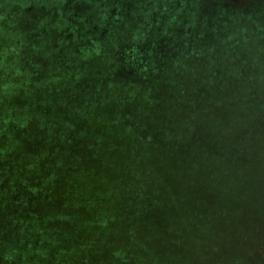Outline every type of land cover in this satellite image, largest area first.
I'll use <instances>...</instances> for the list:
<instances>
[{"label": "trees", "instance_id": "trees-1", "mask_svg": "<svg viewBox=\"0 0 264 264\" xmlns=\"http://www.w3.org/2000/svg\"><path fill=\"white\" fill-rule=\"evenodd\" d=\"M262 9L260 20L264 21ZM245 15L250 21V12ZM116 54L113 48L106 56ZM80 55L79 68L84 71L90 60ZM261 60L258 66L240 67L243 73L238 84L242 87L239 92L230 91L241 118L229 124L236 128V137L224 132V139L217 143L198 137L187 116L195 110L177 114L166 123L148 114L142 124L118 123L111 151L95 135L104 122L92 119L100 108L94 94L105 78L91 75L83 82L87 86L81 94L83 84L75 78L69 77L68 82L67 77L51 72L39 76L30 69L20 75L7 73V91L0 92V177L15 182L10 189L15 192L0 190L4 202L0 217L2 213L8 220L15 215L9 226L18 229V239H27L34 254L44 251L45 260L49 253H61L60 264H123L115 253L173 251L181 245L178 240L187 242L180 235L210 229L215 234L236 218L241 228L252 229L250 233L260 231L264 225L255 229L249 221L264 219ZM213 72L207 81L216 82L218 73ZM139 77L144 80L145 74ZM194 77H187L193 84L183 85V90L194 91ZM13 93H19L18 99L8 102ZM191 94L181 95L186 104L193 101ZM21 120L27 135L17 125ZM103 147L105 152L100 151ZM227 165L234 171L225 170ZM225 176L230 180L224 185ZM12 203L17 206L15 212ZM191 254L182 263H207L201 254ZM174 257L170 254L167 260L177 263ZM145 263L161 264L157 255Z\"/></svg>", "mask_w": 264, "mask_h": 264}, {"label": "rangeland", "instance_id": "rangeland-1", "mask_svg": "<svg viewBox=\"0 0 264 264\" xmlns=\"http://www.w3.org/2000/svg\"><path fill=\"white\" fill-rule=\"evenodd\" d=\"M262 8L264 0H0V92L7 91V73L20 75L29 69L35 75L51 72L56 77H67L68 82L71 77L82 84L93 74L105 78L106 83L98 85L94 94L100 108L92 119L104 122L95 135L109 151L118 123L142 124L148 114L166 123L177 114L195 110V114L187 116L198 137L215 143L224 139V132L236 137V128L229 124L241 118L235 110L237 101L229 97L230 91L239 92L242 87L238 84V76L243 73L240 67H255L264 59ZM247 12L250 21L245 20ZM163 47L165 50H161ZM113 48L117 54L106 56ZM81 52L90 60L84 71L79 68ZM192 67L193 71H189ZM211 71L218 73L216 82L206 80ZM141 74L147 80H139ZM194 75V91L183 90V85L193 84L187 77ZM85 86L78 89L81 94ZM189 92L193 101L186 104L181 95ZM18 94L9 95L8 102L16 101ZM17 123L22 134L27 135L22 120ZM15 124L13 121L12 127ZM73 124L70 121L75 129ZM100 151L105 152L104 147ZM228 168L224 169L232 170ZM155 174L160 176L157 169ZM0 179V190L15 192L10 190L15 188V182ZM229 180L225 176L224 185ZM3 205L0 200V209ZM13 208L15 212V203ZM1 215L0 264L62 262L59 252L49 253L47 260L44 251L34 254L28 240L18 239V229L9 226L16 216L7 220ZM238 220L224 224V231H213L215 234L210 229L180 235L187 242L178 240L181 245L173 251L114 255L123 264H144L151 255H157L161 264H188L182 263L183 257L194 252L201 254L199 257L207 262L204 264H264V228L260 227L264 219L249 221L255 229L260 227L254 234L250 233L252 229L241 228ZM170 254L176 256L177 263L167 260Z\"/></svg>", "mask_w": 264, "mask_h": 264}]
</instances>
